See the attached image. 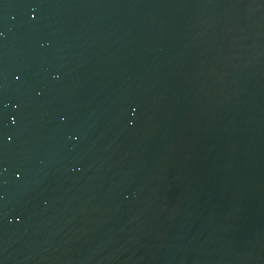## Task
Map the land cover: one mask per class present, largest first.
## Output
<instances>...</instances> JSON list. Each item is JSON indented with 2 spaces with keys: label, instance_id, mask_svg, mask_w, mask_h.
<instances>
[{
  "label": "water",
  "instance_id": "95a60500",
  "mask_svg": "<svg viewBox=\"0 0 264 264\" xmlns=\"http://www.w3.org/2000/svg\"><path fill=\"white\" fill-rule=\"evenodd\" d=\"M0 264H264V0H0Z\"/></svg>",
  "mask_w": 264,
  "mask_h": 264
}]
</instances>
